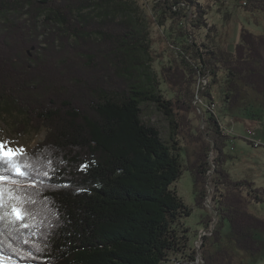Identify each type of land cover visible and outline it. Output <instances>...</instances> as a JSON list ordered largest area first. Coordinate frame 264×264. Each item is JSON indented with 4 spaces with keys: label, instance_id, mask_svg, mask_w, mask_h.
Masks as SVG:
<instances>
[{
    "label": "trees",
    "instance_id": "16d2710c",
    "mask_svg": "<svg viewBox=\"0 0 264 264\" xmlns=\"http://www.w3.org/2000/svg\"><path fill=\"white\" fill-rule=\"evenodd\" d=\"M145 1L149 16L132 0H0V118L14 140L46 131L25 152L36 165L32 227L0 224L15 264H164L188 251L192 210L173 189L187 169L197 206L210 196L217 222L204 218L200 261L194 251L181 264H244L264 251V217L251 209L264 188L225 169L232 138L212 108L224 70L226 107L264 116V35L243 27L234 51L215 50L208 15L230 0ZM246 6L264 15V0ZM169 22L185 42L157 72L165 55H154L149 32L174 31ZM145 104L168 122V140L144 120Z\"/></svg>",
    "mask_w": 264,
    "mask_h": 264
},
{
    "label": "rangeland",
    "instance_id": "374dc122",
    "mask_svg": "<svg viewBox=\"0 0 264 264\" xmlns=\"http://www.w3.org/2000/svg\"><path fill=\"white\" fill-rule=\"evenodd\" d=\"M132 1L140 7L142 12L145 11L146 15H150L148 6L147 8L145 6L148 5L147 1ZM204 3L205 1H203ZM246 5L247 0H230L224 5H218V7L217 5L213 6V9L208 15V21L210 25H215L218 29V35L215 37L216 42L213 46L215 50L234 51L237 43L240 41V32L243 27L256 34L264 35L263 13L259 11L251 13ZM219 9L221 10L219 11ZM170 24L171 29L173 27L174 31L166 30L169 29L167 26L160 28L154 24L151 27V32H149L152 38V46L150 47H152L154 55H165V61L163 63L160 61L154 63V68L157 72L161 69L162 64H166L167 59L172 53L171 49L181 48L185 42V40L181 39L182 36L180 37V29H178L174 22H169L168 25ZM181 29L185 33L187 32L186 27L182 26ZM206 34V29L197 33L199 42L200 40H206ZM224 75V70H219L220 80L217 84H212L214 100V107L212 108L224 128L229 130L228 134L232 138L226 149L229 159L225 165V169L234 181L249 180L256 187L264 188V116H260L259 119L254 118L241 105L234 106L233 108L226 107L227 104H225L224 99ZM161 89L167 91L169 88L163 84ZM165 96L167 99L172 98L167 92ZM142 109L144 120L156 126L160 130L162 137L168 140L170 129L164 116L151 104L143 105ZM206 109L210 110L208 108ZM12 130L13 127L6 120L0 118V141L8 142L7 147L22 148L24 153L32 150L39 142L44 140L46 135V131L29 132L24 137L14 140L17 135ZM249 131L255 133V138L261 143L260 147H255L249 142L251 140ZM211 160H213V157ZM194 187V178L188 169L183 171L179 181L173 185V189L176 190L179 197L192 210L191 215L183 220L184 225L190 229V249L188 251L186 249L184 253H171L168 261L164 264H181L187 262V256L191 252L194 253V251H196V256L198 261H200V247L203 242V238L200 237L203 234L205 235L204 230L206 229L203 220L208 215L211 216L213 222L211 223L210 229H213L217 222L216 215L214 214V202L211 201L209 196L208 206L206 208H199L196 204ZM251 207L254 212L264 217V204H253ZM222 230L224 236L230 233L231 229L227 222ZM260 238L264 240V234L260 235ZM244 264H264V251L259 258L245 259Z\"/></svg>",
    "mask_w": 264,
    "mask_h": 264
},
{
    "label": "snow or ice",
    "instance_id": "6c2138e0",
    "mask_svg": "<svg viewBox=\"0 0 264 264\" xmlns=\"http://www.w3.org/2000/svg\"><path fill=\"white\" fill-rule=\"evenodd\" d=\"M8 142L0 141V224L5 217L11 219L8 228L10 233L22 234L23 229H29L33 219L31 204L35 203L28 193L26 186L36 184V165L22 148L7 147ZM7 150L5 151V148ZM43 175L48 176L45 171ZM41 184L44 181H40ZM36 251H42L38 245H34ZM13 251H16L13 249ZM0 264H15L10 256H5L0 249Z\"/></svg>",
    "mask_w": 264,
    "mask_h": 264
},
{
    "label": "built area",
    "instance_id": "2783aa9c",
    "mask_svg": "<svg viewBox=\"0 0 264 264\" xmlns=\"http://www.w3.org/2000/svg\"><path fill=\"white\" fill-rule=\"evenodd\" d=\"M197 102L199 103V104H202L203 102H202V99H201V97H197Z\"/></svg>",
    "mask_w": 264,
    "mask_h": 264
},
{
    "label": "bare ground",
    "instance_id": "6f19581e",
    "mask_svg": "<svg viewBox=\"0 0 264 264\" xmlns=\"http://www.w3.org/2000/svg\"><path fill=\"white\" fill-rule=\"evenodd\" d=\"M226 134H228V133H226Z\"/></svg>",
    "mask_w": 264,
    "mask_h": 264
}]
</instances>
